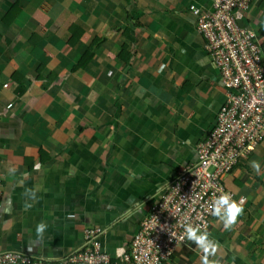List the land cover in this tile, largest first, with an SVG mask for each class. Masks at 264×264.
Segmentation results:
<instances>
[{
	"label": "crops",
	"instance_id": "1",
	"mask_svg": "<svg viewBox=\"0 0 264 264\" xmlns=\"http://www.w3.org/2000/svg\"><path fill=\"white\" fill-rule=\"evenodd\" d=\"M190 5L211 0H0V251L61 259L98 228L114 257L194 160L225 96ZM248 20L264 39V0ZM225 184L243 212L230 231L214 220L210 259L264 264V141ZM202 255L186 240L171 264Z\"/></svg>",
	"mask_w": 264,
	"mask_h": 264
},
{
	"label": "built area",
	"instance_id": "2",
	"mask_svg": "<svg viewBox=\"0 0 264 264\" xmlns=\"http://www.w3.org/2000/svg\"><path fill=\"white\" fill-rule=\"evenodd\" d=\"M258 2L211 0L209 10L189 6L204 50L217 70L225 102L196 144L194 160L176 169L126 247L111 257L100 247L102 231L86 228L82 247L61 259L6 250L0 251V264H171L177 248L186 243V224L209 231L217 219L212 215L215 198L228 194L244 204L228 189L225 178L264 141V39L248 20ZM2 187L0 181V207Z\"/></svg>",
	"mask_w": 264,
	"mask_h": 264
},
{
	"label": "clouds",
	"instance_id": "3",
	"mask_svg": "<svg viewBox=\"0 0 264 264\" xmlns=\"http://www.w3.org/2000/svg\"><path fill=\"white\" fill-rule=\"evenodd\" d=\"M249 166L257 174L260 173L261 166L258 161H250ZM37 167H39V165H37ZM242 212L243 208L241 204L232 200L228 194H221L218 198L214 199L212 205V215L223 224L226 231H230L232 229ZM46 228L47 225L44 222L37 224L35 229L37 236H42ZM184 236L187 240L193 242L203 253L201 257V264H219L218 260L210 259L211 256H215L218 244L210 238V234L208 232H201L199 226L193 227L191 224H186L184 226Z\"/></svg>",
	"mask_w": 264,
	"mask_h": 264
},
{
	"label": "trees",
	"instance_id": "4",
	"mask_svg": "<svg viewBox=\"0 0 264 264\" xmlns=\"http://www.w3.org/2000/svg\"><path fill=\"white\" fill-rule=\"evenodd\" d=\"M12 15H13V11H9L8 14L4 18V21H7V22L13 21L18 16V15H16V16H12ZM73 31H74V29H73ZM80 36H81V34L77 35V34H74V32H72L71 39L69 40L70 44L71 43L75 44L78 41V39L80 38ZM260 36L262 37V35H260ZM129 40L131 41V38H129ZM91 44L92 45L88 48V50L86 51V54H90V57H93L94 50H96L97 46L99 45V38L98 37L93 38L91 40ZM86 54L83 55V57L81 58L80 62H78V64L75 67H78V66L82 67L83 63H86L85 62ZM0 128H1V123H0ZM171 260H172V258H171Z\"/></svg>",
	"mask_w": 264,
	"mask_h": 264
},
{
	"label": "rangeland",
	"instance_id": "5",
	"mask_svg": "<svg viewBox=\"0 0 264 264\" xmlns=\"http://www.w3.org/2000/svg\"><path fill=\"white\" fill-rule=\"evenodd\" d=\"M259 1H262V0H259ZM253 21L256 23V20H255V19H254ZM259 34L262 35L260 32H259ZM258 36H259V35H258ZM99 40H100V39H99ZM91 45H92V44H91V42H90L89 47H90ZM93 46H94V45H93ZM89 47H88V48H89Z\"/></svg>",
	"mask_w": 264,
	"mask_h": 264
}]
</instances>
